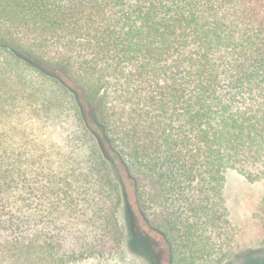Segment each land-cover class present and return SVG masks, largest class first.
Here are the masks:
<instances>
[{
	"label": "trees",
	"instance_id": "obj_1",
	"mask_svg": "<svg viewBox=\"0 0 264 264\" xmlns=\"http://www.w3.org/2000/svg\"><path fill=\"white\" fill-rule=\"evenodd\" d=\"M230 170L264 179V0H0V264L119 253L125 173L172 264H264Z\"/></svg>",
	"mask_w": 264,
	"mask_h": 264
},
{
	"label": "rangeland",
	"instance_id": "obj_2",
	"mask_svg": "<svg viewBox=\"0 0 264 264\" xmlns=\"http://www.w3.org/2000/svg\"><path fill=\"white\" fill-rule=\"evenodd\" d=\"M124 181L127 200L134 209L135 216L130 225L124 213L119 214L124 231L119 253L113 257L87 259L78 264H152L150 260L140 257L131 249L132 232L138 235H147L146 232L153 236L156 235L154 232H150L146 218L136 210L134 184L126 173ZM225 191L232 221L238 228V250L260 248L264 241V179H251L239 171L230 170L227 174ZM156 238L158 242H155L154 253L157 264H172L168 244L161 237L156 236Z\"/></svg>",
	"mask_w": 264,
	"mask_h": 264
}]
</instances>
